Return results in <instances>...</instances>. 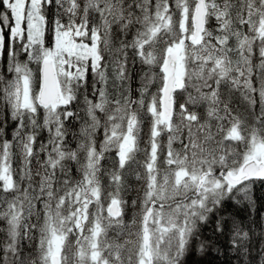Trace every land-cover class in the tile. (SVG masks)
<instances>
[{
	"label": "snow or ice",
	"instance_id": "snow-or-ice-1",
	"mask_svg": "<svg viewBox=\"0 0 264 264\" xmlns=\"http://www.w3.org/2000/svg\"><path fill=\"white\" fill-rule=\"evenodd\" d=\"M0 9V264H264V0Z\"/></svg>",
	"mask_w": 264,
	"mask_h": 264
},
{
	"label": "trees",
	"instance_id": "trees-1",
	"mask_svg": "<svg viewBox=\"0 0 264 264\" xmlns=\"http://www.w3.org/2000/svg\"><path fill=\"white\" fill-rule=\"evenodd\" d=\"M0 10H2V9H0ZM257 188H258V191L259 192H262V193H264V188H261L259 185L257 186ZM129 215H131V213H129ZM3 226V224H2V222H0V227H2ZM261 229H260V226H257L256 227V231H257V233L260 231ZM0 235H2V234H0ZM258 239V238H257ZM221 259H223V257L221 258Z\"/></svg>",
	"mask_w": 264,
	"mask_h": 264
},
{
	"label": "rangeland",
	"instance_id": "rangeland-1",
	"mask_svg": "<svg viewBox=\"0 0 264 264\" xmlns=\"http://www.w3.org/2000/svg\"><path fill=\"white\" fill-rule=\"evenodd\" d=\"M155 89H153V91H154ZM108 163H110V161H106L105 162V164H108ZM132 182L134 183V179L132 180Z\"/></svg>",
	"mask_w": 264,
	"mask_h": 264
}]
</instances>
